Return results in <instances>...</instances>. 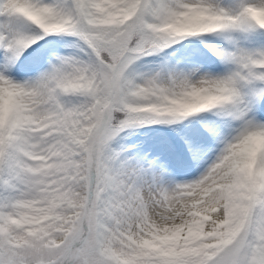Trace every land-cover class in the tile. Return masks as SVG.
Returning <instances> with one entry per match:
<instances>
[{"label": "snow or ice", "instance_id": "1", "mask_svg": "<svg viewBox=\"0 0 264 264\" xmlns=\"http://www.w3.org/2000/svg\"><path fill=\"white\" fill-rule=\"evenodd\" d=\"M0 264H264V0H0Z\"/></svg>", "mask_w": 264, "mask_h": 264}]
</instances>
